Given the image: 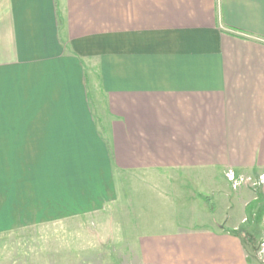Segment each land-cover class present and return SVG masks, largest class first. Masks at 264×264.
Wrapping results in <instances>:
<instances>
[{"label":"crops","instance_id":"1","mask_svg":"<svg viewBox=\"0 0 264 264\" xmlns=\"http://www.w3.org/2000/svg\"><path fill=\"white\" fill-rule=\"evenodd\" d=\"M229 171L264 172V0H0V237L91 264L115 211L139 264H248Z\"/></svg>","mask_w":264,"mask_h":264},{"label":"rangeland","instance_id":"2","mask_svg":"<svg viewBox=\"0 0 264 264\" xmlns=\"http://www.w3.org/2000/svg\"><path fill=\"white\" fill-rule=\"evenodd\" d=\"M94 89H92L93 92L92 90L90 92L97 93L99 100L95 101L94 96L88 93V102L96 117L95 106L102 104L103 99L98 87ZM96 119L98 120V118ZM229 172H225L224 178L228 182L230 190L236 192L240 204L244 205L245 208V215L237 232L241 233L246 244L248 264H264V172L260 174L253 173L248 176H236L232 172L229 174ZM230 176L232 178L229 179ZM130 200L131 206L135 208L140 202L146 204L149 198L141 197L137 199V196L133 195ZM129 201L126 204H129ZM132 211V208H128V217L131 220ZM114 216L115 211L105 212L103 215L92 217L90 221H87L86 229L101 240L98 260L89 259L90 263L139 264L138 258L133 255L129 241L123 239L126 234H122L119 229L117 230V226L113 222ZM54 227L31 226L17 231L16 235L0 237V257H3L5 251L8 250L11 259L15 262L22 259V262H26V264L35 263L36 260L37 264H54L56 261L65 260V252L58 247L60 241L57 233L59 230L53 231ZM65 231L71 232L72 230L65 228L63 232ZM37 236L38 238H36Z\"/></svg>","mask_w":264,"mask_h":264},{"label":"built area","instance_id":"3","mask_svg":"<svg viewBox=\"0 0 264 264\" xmlns=\"http://www.w3.org/2000/svg\"><path fill=\"white\" fill-rule=\"evenodd\" d=\"M229 174H231V172H229ZM229 174H228V176H229ZM230 178H232V176H230L229 179H230Z\"/></svg>","mask_w":264,"mask_h":264},{"label":"trees","instance_id":"4","mask_svg":"<svg viewBox=\"0 0 264 264\" xmlns=\"http://www.w3.org/2000/svg\"><path fill=\"white\" fill-rule=\"evenodd\" d=\"M87 98H88V96H87Z\"/></svg>","mask_w":264,"mask_h":264}]
</instances>
